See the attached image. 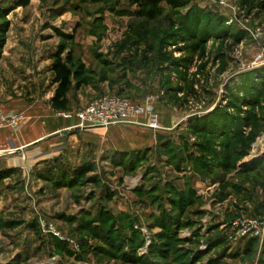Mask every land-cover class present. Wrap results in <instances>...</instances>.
<instances>
[{"label": "rangeland", "instance_id": "1", "mask_svg": "<svg viewBox=\"0 0 264 264\" xmlns=\"http://www.w3.org/2000/svg\"><path fill=\"white\" fill-rule=\"evenodd\" d=\"M183 1L149 20L129 0H0V105L20 119L0 151L50 133L37 124L61 48L80 74L69 112L153 97L163 127L146 148L79 132L0 161V264H264V0Z\"/></svg>", "mask_w": 264, "mask_h": 264}, {"label": "crops", "instance_id": "2", "mask_svg": "<svg viewBox=\"0 0 264 264\" xmlns=\"http://www.w3.org/2000/svg\"><path fill=\"white\" fill-rule=\"evenodd\" d=\"M50 70H51V66H50ZM51 73L53 74V77L51 79V90L46 95L45 100L48 101L49 109L53 112V114L48 117V119H50V121H48V122L44 121L45 123L37 124V125H43L46 130L51 129V130H49L50 133H48L47 136H44L43 134H38L32 140H28V142H24V143H17V140L16 141L10 140L9 141V145H10L9 149H5V150L0 151V161L3 163V168H11L13 166L16 167L19 164L20 159H21L20 156H18V155H21V153H23V152L25 154L26 153L33 154L34 152L39 151V152L43 153V154H41V156L49 155V154L54 156L62 148L61 144L63 143L64 140L67 142L68 145L66 144V146L68 148L70 146H72V144L74 143V141L72 139L75 136H78L79 132H84V133H91V132H96V131L97 132H110L109 134H114V135H119V133H123V132L128 133V134H136V135L139 134V135H137V141L132 143V148H139V147L146 148L148 146L147 143H149L151 141V138H150L151 135L150 134L153 133V135H155L157 130H153L150 128L148 129V127H146V126H145L146 128H143L141 126H133V125L123 126V127L120 125H116V126L109 127L107 129H105V128H85L84 130H82V129H79V127L77 126L78 121L76 118L60 117L58 115V113H64V112L72 113L71 111L69 112V108H70V106H71V108H74V105H72V102L70 101V93H71L70 92L69 93V104H68L67 111L58 112V111H55L51 107L50 100L54 96L56 88H57V85L52 84V80L54 78V73L52 70H51ZM89 103L90 102H88L85 105V107L88 106ZM2 108L4 109L3 106H2ZM49 109H48V112H49ZM4 111H5V109H4ZM70 121H74V122L72 124H70L69 123ZM180 121L181 120L179 119L176 123H179ZM169 124H170L169 121L166 120L165 125L168 126ZM124 125H127V124H124ZM125 128H128V129H125ZM72 130H75V131L73 133H71ZM141 130L147 132V136H149V137L148 138L140 137V135L142 133H139L138 131H141ZM21 133L18 134L20 137H21ZM159 133H161V132H159ZM23 134H24V137L28 136L27 133H23ZM18 135L16 133L15 136L18 137ZM143 139H146V141L144 142ZM125 149H129V146L120 145V144H109V148H108V150H125ZM13 154H16V156L10 157ZM41 156L37 155L36 158L34 157V159H33L34 164L45 159V157H41ZM4 158L6 160H3Z\"/></svg>", "mask_w": 264, "mask_h": 264}, {"label": "built area", "instance_id": "3", "mask_svg": "<svg viewBox=\"0 0 264 264\" xmlns=\"http://www.w3.org/2000/svg\"><path fill=\"white\" fill-rule=\"evenodd\" d=\"M63 116L76 118L77 126L82 129H107L124 124H141L153 130L163 129L153 97L146 104L137 105L120 95H105L92 101L75 115L64 113ZM19 121L17 116L8 115L0 105V129L15 128L19 125Z\"/></svg>", "mask_w": 264, "mask_h": 264}, {"label": "trees", "instance_id": "4", "mask_svg": "<svg viewBox=\"0 0 264 264\" xmlns=\"http://www.w3.org/2000/svg\"><path fill=\"white\" fill-rule=\"evenodd\" d=\"M129 4L131 7H134L132 12L134 16L145 17L149 20H155L162 16L164 11L168 8L170 10H177L184 8L186 5L183 0H129ZM66 50V48H61L51 57V70L54 73L52 84L57 85V88L54 96L50 100V105L55 111L58 112L67 111L69 104V93L72 91L74 86V79H78L80 75L78 72L72 69L74 66L72 54L68 53L66 59L63 58V54ZM256 102L257 101L254 100L253 103H251V106L256 104ZM219 131L220 132L213 131L212 134H215L216 136L219 133H225L223 129ZM92 170L93 168L91 166L83 165L80 168L75 169L73 174H69L68 172V174L65 175V178L68 179V182H78ZM45 177L49 180L53 179L51 174L45 175L44 178ZM64 182H66V180H63L62 183Z\"/></svg>", "mask_w": 264, "mask_h": 264}]
</instances>
